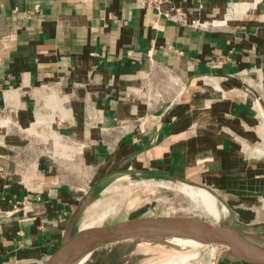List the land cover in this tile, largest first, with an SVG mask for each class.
I'll use <instances>...</instances> for the list:
<instances>
[{
    "label": "crops",
    "instance_id": "crops-1",
    "mask_svg": "<svg viewBox=\"0 0 264 264\" xmlns=\"http://www.w3.org/2000/svg\"><path fill=\"white\" fill-rule=\"evenodd\" d=\"M263 141L264 0H0V264H37L111 179L254 196Z\"/></svg>",
    "mask_w": 264,
    "mask_h": 264
},
{
    "label": "rangeland",
    "instance_id": "rangeland-1",
    "mask_svg": "<svg viewBox=\"0 0 264 264\" xmlns=\"http://www.w3.org/2000/svg\"><path fill=\"white\" fill-rule=\"evenodd\" d=\"M252 149L258 152V154L253 156L252 160L241 165V168L244 169L242 171H245L246 174L252 172V177H255V182L253 183L252 188H250L255 192L254 196H249L246 192L244 196L240 198L238 195L230 196L228 198L226 197L229 203L227 204L226 202H222L223 200L209 190L203 187L194 186L184 181H172L147 177L137 178L134 176L125 177L124 179L119 180L111 179L106 182L104 187L106 190L104 189L102 193L100 191L99 194L96 195L93 203L95 204L98 201L108 200V202H110L109 205L113 210L108 206V209L110 210H107V216L98 222L94 217L89 218L88 210L90 209L89 207H92V203L91 206H89L80 216L76 227L80 228L85 224L90 227L106 225L127 216H131L139 211H147L149 213L168 211L178 214L195 215L216 225L236 222L253 226L264 223V171L262 172V170H264V141L257 143ZM248 169L250 171H248ZM155 184H158V186ZM159 184L164 185L167 188L159 186ZM184 184L195 188H202L213 194L216 198L217 208L220 209L221 212L219 218L215 219L213 215L205 210L200 204L201 207H197L190 198L181 193L179 187ZM240 203L242 204V207H240ZM105 209L107 208L104 207L103 210ZM181 240L185 241L184 239ZM142 242L143 241H134L105 246L97 249L89 257L76 264H146L150 260H156L161 256H164L172 250L171 248H173L163 242ZM146 248L153 249V251L144 253V251H147ZM209 248H212L213 250H210ZM171 252H173V254L197 252L198 255L196 254L195 257H192L185 264H211L218 254L226 255L225 249L221 246L206 245L205 243L196 242L188 245L187 248H173V251Z\"/></svg>",
    "mask_w": 264,
    "mask_h": 264
},
{
    "label": "water",
    "instance_id": "water-1",
    "mask_svg": "<svg viewBox=\"0 0 264 264\" xmlns=\"http://www.w3.org/2000/svg\"><path fill=\"white\" fill-rule=\"evenodd\" d=\"M99 192L90 193L79 203L68 220L59 246L37 264H76L99 248L134 241L163 242L172 246L169 238L201 240L206 245L223 247L228 259L237 263L264 264V223L216 225L195 215L139 211L106 225L77 228L83 211Z\"/></svg>",
    "mask_w": 264,
    "mask_h": 264
},
{
    "label": "bare ground",
    "instance_id": "bare-ground-1",
    "mask_svg": "<svg viewBox=\"0 0 264 264\" xmlns=\"http://www.w3.org/2000/svg\"><path fill=\"white\" fill-rule=\"evenodd\" d=\"M128 184H130V183H128ZM155 185L158 186V184H155ZM159 186L167 188L166 186L161 185V184H159ZM179 190L185 196L190 198L196 204L197 207H199L201 205L205 210H207L211 215H213V217L215 219L219 218L221 212H220V209L217 208L216 198L214 197L213 194H211L210 192H208V191H206V190H204L202 188H195V187L187 185V184H184L181 187H179ZM222 211H223V209H222ZM86 226H88V225H83L82 228H87ZM88 227H90V226H88ZM181 239H184L185 241H183ZM169 242L173 244L171 246L173 248H176V247H185V248H187L188 245L194 244V242H196V243H205V242H203L201 240L186 239V238H169ZM187 242H188V244H187ZM142 243H144V241ZM173 248H171L172 250L171 249H169V250L173 251ZM146 249H147V251H144V253L145 252H149V251H153V249H150V248L149 249L146 248ZM160 249H162V248H160ZM209 249L213 250L212 248H209ZM171 251L169 253L165 254L164 256H161L160 258H158L156 260H150L147 263L146 262L145 263L146 264H185L192 257H195L196 254H197V252H185V253H182V254H180V253L173 254V252H171ZM152 253H150V254H152Z\"/></svg>",
    "mask_w": 264,
    "mask_h": 264
},
{
    "label": "built area",
    "instance_id": "built-area-1",
    "mask_svg": "<svg viewBox=\"0 0 264 264\" xmlns=\"http://www.w3.org/2000/svg\"><path fill=\"white\" fill-rule=\"evenodd\" d=\"M148 6L153 9L162 11L163 7L168 3V0H143ZM166 17L173 18L168 12H164ZM206 25V24H205ZM202 25V26H205Z\"/></svg>",
    "mask_w": 264,
    "mask_h": 264
}]
</instances>
